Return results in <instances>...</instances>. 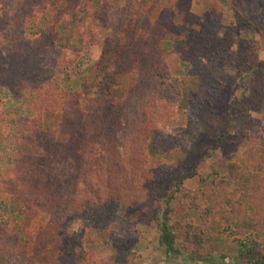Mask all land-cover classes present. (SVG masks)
<instances>
[{
    "label": "rangeland",
    "instance_id": "374dc122",
    "mask_svg": "<svg viewBox=\"0 0 264 264\" xmlns=\"http://www.w3.org/2000/svg\"><path fill=\"white\" fill-rule=\"evenodd\" d=\"M4 182L58 204L56 237L36 207L28 229ZM109 194L110 214L85 209ZM170 194L174 254L158 225ZM6 221L0 264H67L52 248L76 264H253L241 250L264 254V0H0Z\"/></svg>",
    "mask_w": 264,
    "mask_h": 264
},
{
    "label": "trees",
    "instance_id": "16d2710c",
    "mask_svg": "<svg viewBox=\"0 0 264 264\" xmlns=\"http://www.w3.org/2000/svg\"><path fill=\"white\" fill-rule=\"evenodd\" d=\"M85 163V162H84ZM80 164L79 165V170H81V174H82V180H83V185H85V187H87V191H88V196L90 197H97L96 195L98 194L97 188L94 186V184L92 183V177L93 174H95L94 172L91 171V173H89L86 170V165L85 164ZM75 177V176H74ZM94 177V176H93ZM72 178V177H71ZM8 177H4V181H8ZM4 184H6L8 186L7 190L2 189L4 195L6 196V199L8 201L13 202L14 204V210L18 212V215H21V212L24 214H26V216H30L31 219V226L28 227V229L33 228V224H36V213L33 212V209L36 207L39 210L42 209L46 215L49 217V220L45 226V228H47L50 232V234L53 237H56L53 234L59 233L58 228L60 229L61 227V223L63 221L62 218L57 217V215L59 214V210H61V208L58 206V204H53V202L50 203V199L48 200V202H43L40 203V200H37V198H39V189L37 188V186L34 184H32L33 186H30L29 184L27 185L28 188L27 190H19V188H15L13 189L12 187H10L6 182H4ZM110 185V184H108ZM104 187L105 190L107 191H112L109 189V186ZM173 195L170 194L169 196H166L164 198V204H165V209L163 212V216L159 217V235H160V240L161 243L166 247L168 253H176L178 252V248L176 247V242H177V228L174 227L172 224H170L169 220V213L171 211V202L173 199ZM89 205H87L85 207V209H92L94 211H99L100 214L104 213V214H110L109 211H107V209H115L118 206V203L115 204L114 199L112 198V194L107 195L105 198H100L98 197L95 201L94 204H92L91 200L89 199L87 202ZM68 215L64 213L63 217H67ZM105 217V216H103ZM60 218V219H59ZM59 219V220H58ZM58 220V221H57ZM27 224H29V222H27ZM40 227V225H38ZM10 224L9 221H6L3 224H0V236H5L7 235V231L9 229ZM38 227V228H39ZM22 230H20L21 232ZM31 231H28V235H30ZM16 235H18V233L16 232ZM53 245L49 246V249L52 247ZM59 248V247H57ZM52 252H56V257L57 258H63L64 260L67 261V264H76L77 259L75 256L74 251H71L67 248H59V249H51ZM241 255L246 257L248 261H252L253 264H264V254L263 252H261L259 249H255V248H250L249 246L246 245L245 249L241 250Z\"/></svg>",
    "mask_w": 264,
    "mask_h": 264
}]
</instances>
